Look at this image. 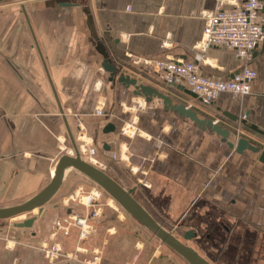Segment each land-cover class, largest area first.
I'll list each match as a JSON object with an SVG mask.
<instances>
[{"label":"crops","instance_id":"0c3cea01","mask_svg":"<svg viewBox=\"0 0 264 264\" xmlns=\"http://www.w3.org/2000/svg\"><path fill=\"white\" fill-rule=\"evenodd\" d=\"M43 1L22 0L17 4L26 7L34 37L19 10L7 1L0 4V11L12 9L0 14V208L21 204L39 193L49 183L66 147L68 135L42 57L75 145L83 142L89 149L98 146L100 160L107 159L116 169L107 165L104 171L126 190L136 186L133 198L155 222L159 224L157 217H161L183 223V229L194 227L204 235V244L240 249L237 264H264V165L248 153L228 152L218 137L185 124L176 115L152 113L161 108V102L146 105L138 98L132 99L129 108L120 103L121 113L129 117L122 121L118 143L107 142L113 150L104 151L91 138L93 123L84 120L104 113L110 104L84 24L61 9L30 7ZM260 1L264 7V0ZM241 2L89 0V6L96 31L121 71L257 144L255 137L264 138L241 125L237 131L239 123L227 121L217 110L264 132V41L247 61L224 47H212L205 53L194 48L202 37L205 14L220 4L230 10ZM261 19L264 26L262 12ZM199 55L202 58L197 61ZM165 59L194 62L199 74L212 80L228 81L245 69L254 71L256 78L250 83L248 96L225 93L201 107L163 87L152 70L135 64L136 60ZM80 121L85 126L78 125ZM13 200L21 201L4 205ZM7 225L0 224V264H11L12 260L15 264L22 261L23 241L18 236L21 233H13V225ZM4 228L7 236L2 234Z\"/></svg>","mask_w":264,"mask_h":264},{"label":"water","instance_id":"95a60500","mask_svg":"<svg viewBox=\"0 0 264 264\" xmlns=\"http://www.w3.org/2000/svg\"><path fill=\"white\" fill-rule=\"evenodd\" d=\"M5 1L9 0H0V4ZM30 7H38L40 9H61L67 11L70 16L72 14L75 19H78L84 24V32L88 45L93 49L97 56L95 67L102 71V83L108 92L110 101L107 111L84 120L85 122L93 123V134L91 138L93 141L100 143L104 151L113 150L111 142L109 144L107 142L112 140L114 143H118V134L123 124L122 121H126L129 117V115H123L121 113L122 107L120 106V103H124L126 107L129 108L132 99L138 98L142 99L146 105L151 104L155 100L161 102V108L151 111L152 113L163 112L166 116L176 115L184 121L185 124L194 126L203 132H209L218 137L220 142L225 145L228 152H234L236 155L248 153L252 160L258 162L260 165H264V149L260 145L245 137L238 136L235 131L224 127L207 115L191 108L189 105L183 103L174 96L159 90L146 81L121 71V68L115 65L112 61L105 45L96 31L94 19L89 6V0H46L35 3ZM15 9L22 13L33 35L26 7L24 5H20ZM10 11H12V9L2 10L0 11V14L9 13ZM261 12L264 13V7ZM35 44L39 52L37 43L35 42ZM41 61L57 101L59 115L62 117V122L66 129L68 138L72 142L75 156L73 158L68 157V155H62L56 163L53 177H51L49 183L35 196L21 204L0 208V221L10 220L19 215L30 213L34 210H41L43 206L47 204L58 192L66 174L69 172H76L101 188L128 215H130L142 227L156 237L163 245L167 246L179 255L188 264H210L197 252L185 244L186 242L197 241L201 234L196 230V228L193 227L185 230L183 229L185 226L183 223L178 224L179 229L182 232L181 241L178 237L172 235L155 222L154 219L144 210V208L133 198L136 186L126 190L123 185L111 177L108 172L94 167L80 158L78 149L74 143L71 129L66 120L65 113L51 84L49 73L42 57ZM5 62L15 73L18 75L20 74V71L17 70L10 61ZM162 86L177 93L181 97L197 103L201 107H207L201 104V99L196 94L182 85L162 82ZM217 111L220 112L221 117L225 118L227 121L234 124L239 123V125L246 127L256 135L264 138V132L258 129L256 125H248L246 120H239L237 116L228 112L220 111V109ZM85 122L80 121L78 125L85 126ZM36 220L37 218L34 217L29 218L21 223H14L13 227L17 229H31Z\"/></svg>","mask_w":264,"mask_h":264},{"label":"rangeland","instance_id":"374dc122","mask_svg":"<svg viewBox=\"0 0 264 264\" xmlns=\"http://www.w3.org/2000/svg\"><path fill=\"white\" fill-rule=\"evenodd\" d=\"M7 3L18 8L17 4L21 1L9 0ZM235 128L239 131V124ZM255 138L257 144L264 146L263 139ZM83 144L79 142L76 145L81 159L103 171L107 165L112 166V162L107 159L100 160L98 146L89 149L84 148ZM65 145L62 155L74 157L75 152L68 138ZM53 171L54 168L51 177ZM20 201H7L4 205ZM33 217L38 222L31 229L16 232L12 228L13 233L22 234L18 236L23 241L24 250L22 261L15 264H154L156 261L162 264H188L128 215L101 188L76 172L66 174L61 188L41 210L0 221V224L13 225ZM78 218L86 219L83 229L76 226ZM157 218L161 227L182 241L179 223ZM31 233L36 237H32ZM203 236L200 235L197 241L183 242L210 264H237L240 249L227 246L219 248L209 242L204 244ZM54 245L59 246V255L45 257L41 249L45 247L47 251Z\"/></svg>","mask_w":264,"mask_h":264},{"label":"built area","instance_id":"2783aa9c","mask_svg":"<svg viewBox=\"0 0 264 264\" xmlns=\"http://www.w3.org/2000/svg\"><path fill=\"white\" fill-rule=\"evenodd\" d=\"M263 3L260 0H242L233 9L225 10L220 4L216 10L204 15V27L200 42L194 47L200 53H205L212 47H224L233 51L244 61L250 59L255 47L264 41V26L261 19ZM202 58L197 56V61ZM135 64L145 70H152L164 83H176L184 86L201 99V104L209 106L221 94L228 93L233 97H245L251 93L250 83L256 78V73L243 70L228 81H217L203 77L198 72L194 62L174 60H136ZM264 96V84L263 92ZM76 226L83 229L86 219H76ZM68 229H66V233ZM41 252L45 257L59 255V246L50 250L43 247Z\"/></svg>","mask_w":264,"mask_h":264},{"label":"flooded vegetation","instance_id":"af4514ba","mask_svg":"<svg viewBox=\"0 0 264 264\" xmlns=\"http://www.w3.org/2000/svg\"><path fill=\"white\" fill-rule=\"evenodd\" d=\"M7 227L9 228L10 225H7L6 228H7ZM6 228H4V229H5V230H4L5 233H2L4 236H7V235L9 234L8 231H6ZM31 235H32V237H35V234H34V233H31Z\"/></svg>","mask_w":264,"mask_h":264},{"label":"bare ground","instance_id":"6f19581e","mask_svg":"<svg viewBox=\"0 0 264 264\" xmlns=\"http://www.w3.org/2000/svg\"><path fill=\"white\" fill-rule=\"evenodd\" d=\"M127 132H128V131H127ZM68 157H69V156H68ZM73 158H74V157H73ZM53 175H54V174H53ZM52 177H53V176H52ZM52 198H53V197H52ZM52 198H51V199H52ZM34 211H35V210H34ZM32 212H33V211H32Z\"/></svg>","mask_w":264,"mask_h":264}]
</instances>
